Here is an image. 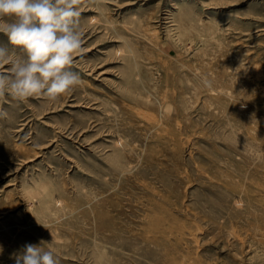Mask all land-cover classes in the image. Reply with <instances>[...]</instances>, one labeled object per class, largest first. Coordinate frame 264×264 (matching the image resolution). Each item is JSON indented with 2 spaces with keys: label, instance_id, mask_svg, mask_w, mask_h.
<instances>
[{
  "label": "rangeland",
  "instance_id": "374dc122",
  "mask_svg": "<svg viewBox=\"0 0 264 264\" xmlns=\"http://www.w3.org/2000/svg\"><path fill=\"white\" fill-rule=\"evenodd\" d=\"M79 11L82 83L0 97V264H264V0Z\"/></svg>",
  "mask_w": 264,
  "mask_h": 264
},
{
  "label": "clouds",
  "instance_id": "9594fccd",
  "mask_svg": "<svg viewBox=\"0 0 264 264\" xmlns=\"http://www.w3.org/2000/svg\"><path fill=\"white\" fill-rule=\"evenodd\" d=\"M81 0H0V33L11 48L0 45V97L23 102L31 97L56 101L82 81L70 70L83 51ZM23 52L13 57L12 51ZM8 113L0 109V118ZM15 264H60L42 245L27 244Z\"/></svg>",
  "mask_w": 264,
  "mask_h": 264
}]
</instances>
